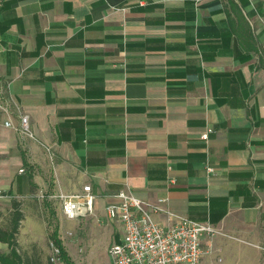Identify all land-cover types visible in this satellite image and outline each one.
Returning a JSON list of instances; mask_svg holds the SVG:
<instances>
[{"label":"crops","instance_id":"crops-1","mask_svg":"<svg viewBox=\"0 0 264 264\" xmlns=\"http://www.w3.org/2000/svg\"><path fill=\"white\" fill-rule=\"evenodd\" d=\"M83 184L209 223L201 264H264V0H1L0 204Z\"/></svg>","mask_w":264,"mask_h":264},{"label":"built area","instance_id":"built-area-1","mask_svg":"<svg viewBox=\"0 0 264 264\" xmlns=\"http://www.w3.org/2000/svg\"><path fill=\"white\" fill-rule=\"evenodd\" d=\"M4 125L10 127L11 123L6 121ZM18 133L21 141L35 140L27 115H20ZM212 133L213 129L207 126L200 139L206 142ZM205 168L208 173L213 172L210 166L206 165ZM2 195L0 190V197ZM44 195L57 206L65 220L85 218L95 210L96 195L89 184H83L80 190L74 192L45 191L40 197L43 199ZM112 198L114 201L103 207V215L107 221L118 225L119 239L107 249L108 264H201L202 258L209 251L205 248V242L210 243L217 233L209 223L172 213L163 207L166 199L148 203L127 190L118 191ZM153 213H164L170 224L161 225L156 222ZM72 234L68 230L62 235L58 234L66 253L64 241ZM48 248L49 264H67L60 248L52 240H49Z\"/></svg>","mask_w":264,"mask_h":264},{"label":"rangeland","instance_id":"rangeland-1","mask_svg":"<svg viewBox=\"0 0 264 264\" xmlns=\"http://www.w3.org/2000/svg\"><path fill=\"white\" fill-rule=\"evenodd\" d=\"M38 199L40 202L23 205L26 213L31 217L24 218L20 224L17 236L20 253L30 257L37 263L49 264V235L56 226L59 235H62L66 230L73 233L71 237L65 238L64 241L72 264H108L107 249L119 239V231L118 225L106 220L103 211L100 213L95 209L92 215L85 218L65 220L57 206L52 203L46 206L41 197ZM23 206L21 205V208ZM8 209V206L0 204L1 227H7L9 224ZM217 234L218 231L210 240L211 243L214 242V245ZM213 239L215 240L213 241ZM4 245L7 248V245ZM0 252L5 253L6 251L0 249ZM214 258L216 263L219 262L217 253ZM219 264H233V260H224Z\"/></svg>","mask_w":264,"mask_h":264},{"label":"trees","instance_id":"trees-1","mask_svg":"<svg viewBox=\"0 0 264 264\" xmlns=\"http://www.w3.org/2000/svg\"><path fill=\"white\" fill-rule=\"evenodd\" d=\"M42 202L44 205L50 204L46 199V195L43 196ZM9 224L7 227L0 226V243L6 244L7 253L0 252V264H40L31 259L28 256L20 253L18 249V232L21 221L24 219V213L21 208V203L12 200L9 207ZM49 239L52 240L55 245L60 248L61 255L67 264H72L69 256L62 246L61 240L58 238L57 227L50 233Z\"/></svg>","mask_w":264,"mask_h":264}]
</instances>
